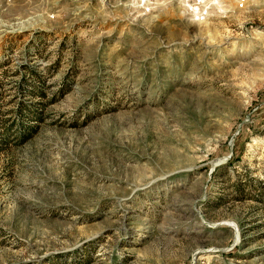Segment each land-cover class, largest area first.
I'll use <instances>...</instances> for the list:
<instances>
[{
	"label": "rangeland",
	"instance_id": "1",
	"mask_svg": "<svg viewBox=\"0 0 264 264\" xmlns=\"http://www.w3.org/2000/svg\"><path fill=\"white\" fill-rule=\"evenodd\" d=\"M149 1L0 0V264H264V0Z\"/></svg>",
	"mask_w": 264,
	"mask_h": 264
},
{
	"label": "built area",
	"instance_id": "2",
	"mask_svg": "<svg viewBox=\"0 0 264 264\" xmlns=\"http://www.w3.org/2000/svg\"><path fill=\"white\" fill-rule=\"evenodd\" d=\"M183 1L189 8V13L193 20L202 21L208 18L211 10V5L209 0H176ZM250 0H235L237 6L240 8L245 7ZM144 5L147 6V2L141 1ZM151 0L149 1V3Z\"/></svg>",
	"mask_w": 264,
	"mask_h": 264
}]
</instances>
